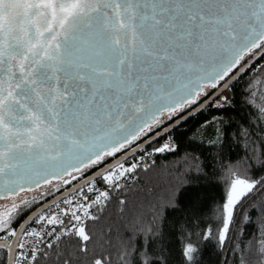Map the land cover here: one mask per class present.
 <instances>
[{"label": "snow or ice", "instance_id": "1", "mask_svg": "<svg viewBox=\"0 0 264 264\" xmlns=\"http://www.w3.org/2000/svg\"><path fill=\"white\" fill-rule=\"evenodd\" d=\"M257 57L264 59V0H0V264H112L108 234L99 248L90 246L95 237L83 223L97 220L89 209L108 199L87 170L99 166L93 175L119 187L138 165L109 167L107 158L139 148L136 142L159 136L165 121L178 117L179 124L210 101L225 109L231 81L247 71L257 72L249 103L264 114V65H252ZM174 150L165 143L154 152ZM250 158L264 167V141ZM191 171H202L198 162ZM82 176L87 192L98 193L95 200L82 187L80 199L65 198L64 207L53 201L54 209L21 222L37 203L35 194L59 192ZM251 210L259 213L258 246L242 248L239 264H250L252 255L264 264V176L231 172L221 226L200 235L224 248L237 214L248 223ZM68 216L75 223L55 240L78 237L74 247L45 243ZM180 255L183 264H200L202 257L191 239ZM118 259L168 264L128 245Z\"/></svg>", "mask_w": 264, "mask_h": 264}, {"label": "trees", "instance_id": "2", "mask_svg": "<svg viewBox=\"0 0 264 264\" xmlns=\"http://www.w3.org/2000/svg\"><path fill=\"white\" fill-rule=\"evenodd\" d=\"M257 63L264 65V59ZM255 76L256 71H247V75L235 80L229 87L231 103L225 109L209 107L176 126L171 131L177 144L173 152L157 156L147 171H138L130 183L109 190L108 199L91 211L98 219L88 220L85 225L86 231L95 237L90 246L99 248L102 234L107 233L112 264H121L118 256L126 245L138 254L148 251L168 264H183L180 252L188 239L200 247V264H239L244 255L242 248L251 250L253 244L258 246L259 213L255 210L248 213L251 216L248 223L244 222L243 212L237 214L236 223L230 228L232 239L225 242L224 248L215 239L204 241L200 235L209 227L216 231L221 226L219 208L231 172L264 176V167L250 158L252 149L259 151L264 141V114L249 103L248 96L249 81ZM260 76L264 78V74ZM260 102L257 98V103ZM160 142L161 139L157 140L144 151L158 147ZM136 155L125 161H131ZM196 162L202 169L200 173L191 171ZM93 172L96 169H89L85 176ZM84 179V176L78 178L73 185ZM95 181L101 182L102 175ZM38 206L33 204L21 222ZM78 239L66 236L53 244L71 249ZM45 250L51 252V249ZM41 264L46 262L42 260ZM250 264H258L255 255L250 256Z\"/></svg>", "mask_w": 264, "mask_h": 264}, {"label": "built area", "instance_id": "3", "mask_svg": "<svg viewBox=\"0 0 264 264\" xmlns=\"http://www.w3.org/2000/svg\"><path fill=\"white\" fill-rule=\"evenodd\" d=\"M210 109V108H209ZM165 143H168L171 147H173L174 149H176V140L174 138V136L169 133L167 135H165L162 139H161V142H160V145L158 147H161L163 146ZM157 148V147H156ZM154 149H151V150H143L141 152H139L136 157L134 159H132L131 161H124L122 162L123 165L125 167H129L130 165L132 164H136L138 165L137 168L131 172V173H127L126 176L122 177L120 180H119V187L123 186V185H126L128 183H130L133 178L135 177V174L138 172V171H146L145 168H147V170L150 168V166L154 163L155 159L157 156H160V155H163V154H168V153H171V152H168V151H165L164 153H157V152H154ZM84 188V192L86 195H88L90 197V200H95V197L98 195L97 192H91V193H88L87 192V186L86 184L82 186ZM78 188L77 190H75L74 192L70 193L68 196H66L65 198H73V197H76V199H80L79 197L76 196V193L79 192V190L82 188ZM95 187L97 189H99L100 191H106V192H109V190L111 188H119V187H114V186H109L108 184H106L103 179L101 182H96L95 181ZM63 198V199H65ZM62 200H60L61 202V206L64 207V205L62 204ZM80 202H84L82 200H80ZM97 205L93 206L92 208L89 209L90 213L92 211V209L94 207H96ZM51 208H55V204L50 206ZM48 211V208L46 210H44L43 212H41L39 215H43V214H46V212ZM35 218H38V215L36 217H34L33 219ZM65 221V223L63 225H59V226H56L57 227V232L53 234V236H47L45 235V243H47L48 241H51V242H55L57 240H55V235L59 234V231L61 228H66V227H70L72 223H75V221L72 220L71 216H68V217H62ZM87 219H84V226L86 225L87 223ZM28 227H35L37 230H40L42 228V225L40 224H28L27 225ZM54 226H47V227H43V232L46 234L47 232L51 231L52 228ZM63 237H66V236H61V238Z\"/></svg>", "mask_w": 264, "mask_h": 264}, {"label": "water", "instance_id": "4", "mask_svg": "<svg viewBox=\"0 0 264 264\" xmlns=\"http://www.w3.org/2000/svg\"><path fill=\"white\" fill-rule=\"evenodd\" d=\"M260 60L259 57H257L255 60L252 61V65H255L258 61ZM247 71V70H246ZM244 73H241L239 76H237L236 79H238L239 77H241ZM235 79V80H236ZM235 80L231 81L230 86L235 82ZM229 86V87H230ZM212 103V101L209 102V105ZM209 105H205L203 108H198L197 111H195L194 113H192V115H185V119L181 120L179 124L173 122L172 124H170L169 126H167L164 129H167V131H165L164 129L160 131V135L156 136L154 139L149 140L148 143H141L139 148H136L135 151H132V149L130 151L127 152V154H123L122 156L118 157L116 160H114L113 162H111L108 166L111 167L113 164L115 163H122L125 160H127L128 158L132 157L135 154H138L139 152L143 151L146 147H148L149 145L153 144L154 142H156L159 139H162L165 135L171 133V131L178 125H180L181 123H183L184 121H187L189 118L193 117L196 113L204 111L206 109H208ZM198 107V106H197ZM196 107V108H197ZM105 171H107V168L104 169ZM100 170L97 171V173H99ZM100 176V174L97 175H91L88 178H90L91 180L95 181L96 178H98ZM86 184L85 179L82 181L77 182L75 185L69 187L68 189H66L65 191H63V195H61V193L59 195H57L56 197H54L53 199L49 200L48 202L42 204L41 206L37 207L34 211H32L22 222L28 221L29 217H36L37 215H39L41 212H43L44 210H46L49 206L54 205V203H52L53 201L56 200H62L63 198H65L66 196H68L70 193L74 192L75 190H77L78 188L82 187L83 185ZM44 206V207H42ZM35 214V215H34Z\"/></svg>", "mask_w": 264, "mask_h": 264}, {"label": "flooded vegetation", "instance_id": "5", "mask_svg": "<svg viewBox=\"0 0 264 264\" xmlns=\"http://www.w3.org/2000/svg\"><path fill=\"white\" fill-rule=\"evenodd\" d=\"M213 91H215V90H213ZM203 99V98H202ZM198 104H199V102H198ZM198 105H194L193 107L194 108H196ZM186 115V114H185ZM176 117H173V120L172 121H165V123L163 124V125H161V127L162 126H167L168 124L167 123H172V122H174L176 119H178V118H176ZM175 119V120H174ZM139 143V142H138ZM142 143V142H141ZM141 143H139V144H141ZM136 147V146H135ZM134 147L131 145L128 149H125L124 151H122L121 153H117L116 154V156L115 157H109V158H107V160H106V164L107 165H109L111 162H113L114 160H116L118 157H120V156H122L123 154H125V153H127L128 151H130L131 149H133ZM96 169V171H98V170H100V167L98 166L97 168H95ZM76 181V180H75ZM75 181H72V183L71 184H69V185H61V188H60V191L59 192H55V191H52V190H48L51 194H48V195H45V196H43V197H40L39 196V194H37V204H39V206H41L42 204H44V203H46V202H48L49 200H51V199H53L54 197H56L57 195H59L60 193H62L63 191H65L66 189H68L71 185H73V183L75 182ZM38 206V207H39Z\"/></svg>", "mask_w": 264, "mask_h": 264}, {"label": "rangeland", "instance_id": "6", "mask_svg": "<svg viewBox=\"0 0 264 264\" xmlns=\"http://www.w3.org/2000/svg\"><path fill=\"white\" fill-rule=\"evenodd\" d=\"M228 94L230 95V99H232V93H231L230 89L228 91ZM210 108L213 110H220V109H214V107H210ZM35 195L37 196V194H35Z\"/></svg>", "mask_w": 264, "mask_h": 264}, {"label": "bare ground", "instance_id": "7", "mask_svg": "<svg viewBox=\"0 0 264 264\" xmlns=\"http://www.w3.org/2000/svg\"><path fill=\"white\" fill-rule=\"evenodd\" d=\"M215 108V107H214Z\"/></svg>", "mask_w": 264, "mask_h": 264}]
</instances>
